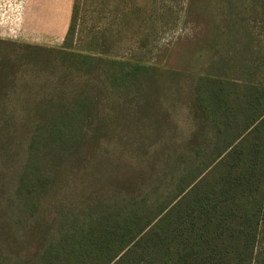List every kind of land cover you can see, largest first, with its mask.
<instances>
[{
  "label": "trees",
  "instance_id": "1",
  "mask_svg": "<svg viewBox=\"0 0 264 264\" xmlns=\"http://www.w3.org/2000/svg\"><path fill=\"white\" fill-rule=\"evenodd\" d=\"M78 10L61 47L0 57V264H264V38L157 75L105 34L74 49Z\"/></svg>",
  "mask_w": 264,
  "mask_h": 264
},
{
  "label": "rangeland",
  "instance_id": "2",
  "mask_svg": "<svg viewBox=\"0 0 264 264\" xmlns=\"http://www.w3.org/2000/svg\"><path fill=\"white\" fill-rule=\"evenodd\" d=\"M117 1V10L129 23L123 16L116 17L119 12L113 11L112 5ZM148 1L79 0L74 49L88 48L92 37L105 34L109 41L105 53L110 58L141 62L154 68L157 75L169 68L198 74L218 64H209L212 54L220 57L233 46L224 31L240 26L248 28L255 40L264 38V22L254 15L256 4L264 0H236L229 8L226 0ZM72 4L73 0H0V57L14 55L17 45L61 47ZM143 93L144 88H139L137 96ZM144 107L139 104L135 109L138 123L145 122L141 117ZM132 117L127 114L125 118ZM142 136L134 134L136 139ZM173 137L169 133L162 140L175 144ZM191 138L192 133L180 142Z\"/></svg>",
  "mask_w": 264,
  "mask_h": 264
}]
</instances>
